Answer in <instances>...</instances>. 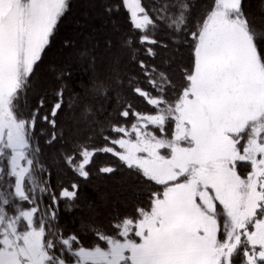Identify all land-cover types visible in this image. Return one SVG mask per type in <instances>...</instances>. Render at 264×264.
<instances>
[{
	"label": "snow or ice",
	"instance_id": "obj_1",
	"mask_svg": "<svg viewBox=\"0 0 264 264\" xmlns=\"http://www.w3.org/2000/svg\"><path fill=\"white\" fill-rule=\"evenodd\" d=\"M122 3L142 46L159 43L154 33L161 24L184 31L191 9L188 0H169L154 3L153 16L141 0ZM69 8V0H0V264H264V28L250 23L243 0H214L189 33L194 59L179 89L164 72L157 75L140 62L157 94L132 80L129 85L154 114L130 103L118 112L125 123L135 117L130 128L112 125L122 137L111 143L122 151L77 144L65 154L64 163L85 179L101 151L163 189L152 193L148 208L114 224L115 235L93 229L104 246L90 247L74 233L63 234L52 205L74 200L77 192L51 193L41 150L33 144L37 120L53 129L56 121L40 116L43 100L27 114L18 104ZM146 51L155 55L152 47ZM92 87L99 94L111 85L94 78ZM57 95L52 117L62 107L63 89ZM89 112L86 106L85 120ZM57 139L63 134L53 131L46 143Z\"/></svg>",
	"mask_w": 264,
	"mask_h": 264
},
{
	"label": "trees",
	"instance_id": "obj_2",
	"mask_svg": "<svg viewBox=\"0 0 264 264\" xmlns=\"http://www.w3.org/2000/svg\"><path fill=\"white\" fill-rule=\"evenodd\" d=\"M142 6L155 16L152 5L163 6L169 0H141ZM70 8L58 22L49 47L35 66L26 92L18 101L20 111L25 114L35 110L43 100L40 116L48 115L56 121V128L41 119L34 129L33 144L41 150V161L46 171L43 179L50 186L51 193L59 198L62 190L76 191L74 200L60 199L57 205L58 223L64 235L76 234L84 246L90 247L98 241L93 229L107 235H115L114 224L125 217H135L140 207L150 206L153 192H162L159 185L147 182L135 170H130L117 156L97 151L87 166V179L79 176L70 165L64 163L65 154L77 144L100 149L105 146L119 151L111 139L122 134L111 131L114 123L131 127L135 117L127 123L118 116L127 104L142 114H154L147 102L136 94L129 85L139 84L151 94L157 93L140 68L143 61L149 71L154 67L164 72L179 89L184 82L185 71L193 63V49L190 32L196 31L199 23L214 5V0H188L191 5L184 31L175 32L161 24L155 30L157 45H140L139 33L130 23V16L122 0H69ZM243 11L257 29L264 28V0H243ZM135 41L129 46V39ZM166 45L167 47H165ZM152 47L155 55L147 54ZM70 73V75H69ZM119 76L120 87L116 77ZM94 78L111 85L108 91L97 94L93 90ZM63 89V103L55 117L51 109L60 100L57 93ZM120 93V100L116 96ZM168 97H174L172 87ZM90 109L85 120V107ZM53 131L63 139L46 143ZM110 137L108 141L104 136ZM103 167H112V173H102ZM241 173L246 170L241 168ZM78 185L73 189L72 185ZM44 197V204H51L50 195ZM72 204L71 210L67 205Z\"/></svg>",
	"mask_w": 264,
	"mask_h": 264
},
{
	"label": "rangeland",
	"instance_id": "obj_3",
	"mask_svg": "<svg viewBox=\"0 0 264 264\" xmlns=\"http://www.w3.org/2000/svg\"><path fill=\"white\" fill-rule=\"evenodd\" d=\"M129 16H130V15H129ZM150 34H152V33H150ZM132 138H133V139L135 138V137H134V134H133V137H132ZM117 147H118V145H117ZM118 150H119V151H122L119 147H118Z\"/></svg>",
	"mask_w": 264,
	"mask_h": 264
}]
</instances>
